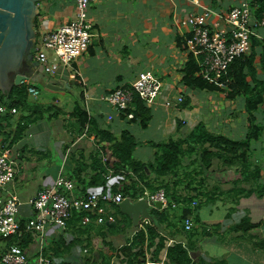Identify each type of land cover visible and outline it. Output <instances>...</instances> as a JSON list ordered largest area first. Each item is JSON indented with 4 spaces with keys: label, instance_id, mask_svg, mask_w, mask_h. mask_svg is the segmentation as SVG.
<instances>
[{
    "label": "crops",
    "instance_id": "1",
    "mask_svg": "<svg viewBox=\"0 0 264 264\" xmlns=\"http://www.w3.org/2000/svg\"><path fill=\"white\" fill-rule=\"evenodd\" d=\"M18 2L19 6L13 3L14 10L30 19L35 33L34 47L35 40H39L43 32L56 29L75 15L74 0ZM201 2L222 11L239 5L241 0ZM193 5L192 0H101L89 7L93 26L88 51L71 64H60L59 69L50 74L63 88L39 84L45 89L39 90L37 96L27 92L29 103L38 110L32 113L21 108L16 115L7 114L9 121L0 134L1 142L21 152L15 179L8 185V190L24 202L19 215L22 221L36 215L27 200L51 185L57 176H68L70 169L87 180L92 174L91 167L82 171L80 168L88 165L90 153L99 150V145L88 133L71 131V123L76 120L71 114L79 105L116 135L124 129L134 133L139 143H144L135 149L138 156L153 150L147 160L154 159L151 141L155 140L140 138L141 130H153L161 139H177L204 121L212 132L235 139L246 135L247 112L242 96H239L242 104H238L237 100L220 93L224 95L221 101L227 100L228 107L224 111L230 110L237 117L245 116L240 122V136H236L232 135L231 120L224 113L216 116L215 124L203 116L201 97L214 92L189 89L182 83L183 68L190 51L179 44L186 42L188 36L181 20ZM211 21L216 22L217 18ZM222 25V22L218 23V26ZM21 45L6 48L0 44V88L4 93L16 85L18 71L24 74L30 71L31 66L21 63L25 56L21 55ZM6 67L8 70L3 75L1 70ZM32 70L34 73L39 71V76L35 77L43 80L45 73L41 64L35 62ZM143 70H152L163 85L159 97L146 102L153 114L147 128L139 121L117 113L100 98L117 87L131 86ZM258 75L264 78V71L259 69ZM28 81L33 84L32 80H22L20 84L27 86ZM55 91L64 96L62 101L59 93L54 95ZM178 95L189 96L190 106L166 104L169 99L176 100ZM233 103H236L235 107ZM242 109L244 112L240 114ZM260 109L264 110V105ZM41 111H45L46 116L31 122L11 145L20 120L36 117ZM257 117L264 127V114L258 113ZM178 120L182 130L177 127ZM51 148L62 158L61 166L54 164L51 158H43ZM81 153L85 157L82 158ZM193 158L187 157L183 162L193 175L181 173L176 177H165L166 202L154 203L146 212L133 210L132 205L140 201L135 197L119 208L109 206L115 221L82 225L80 221L71 220L65 227L50 223L43 234L26 232L21 238L0 236V248L10 243L20 244L26 250L30 264H35L40 254L49 255L61 264H147L150 261L163 264H264V129L249 150L250 173L246 179L238 166H224L218 160H214L210 172H199L197 177L193 171L196 166H189ZM73 182L75 193L83 194L80 192L81 181ZM101 190L102 186H88L84 193ZM188 217L193 221L190 229L185 224ZM145 218L147 220L143 221Z\"/></svg>",
    "mask_w": 264,
    "mask_h": 264
},
{
    "label": "built area",
    "instance_id": "2",
    "mask_svg": "<svg viewBox=\"0 0 264 264\" xmlns=\"http://www.w3.org/2000/svg\"><path fill=\"white\" fill-rule=\"evenodd\" d=\"M100 1L74 0V17L54 30L43 32L41 38L35 40L33 61L43 65L49 74H53L59 69L60 64H71L86 53L93 26L88 10L91 5ZM192 1L193 8L181 20L182 26L188 33L187 49L194 53L201 65L199 75L217 83L234 59L251 53L252 37L264 41V12L259 16L256 14L260 0H241L239 5L222 11L214 9L209 3H202L201 0ZM213 18H217V21L212 22ZM219 22L224 24L223 27L218 26ZM200 53L203 54L202 60L199 57ZM26 89L32 96H37L40 92L37 85L29 81ZM162 89V82L156 74L152 70H143L137 74L131 87H117L100 98L117 113L131 119L134 118L135 93H139L146 101H152L159 97ZM183 100L184 96L178 95L176 100L169 99L166 104L180 105ZM18 111L16 107L0 104V121L3 116L18 114ZM91 137L94 138V135ZM19 155L20 152L16 147H8L0 141V236L4 238L13 236L21 238L25 232L43 234L50 223L65 227L75 210L85 211L83 224L93 221L100 224L115 221L116 217L109 210V206L120 205L125 199L131 200L121 190L114 191L111 186L98 192L77 195L74 182L59 175L51 185L27 200L26 203L35 209L36 215L24 222L19 216L24 202L19 195L8 190V185L14 181L17 173ZM112 178L111 173L106 176L108 181H112ZM137 199L145 200L149 206H152L156 202L165 203L167 196L165 189L145 190ZM146 220L145 218L143 221ZM185 224L186 228L190 229L193 221L186 219ZM0 264H30V262L26 250L20 244L10 243L0 248ZM35 264L61 263L49 255L40 254ZM147 264L163 263L150 261Z\"/></svg>",
    "mask_w": 264,
    "mask_h": 264
},
{
    "label": "trees",
    "instance_id": "3",
    "mask_svg": "<svg viewBox=\"0 0 264 264\" xmlns=\"http://www.w3.org/2000/svg\"><path fill=\"white\" fill-rule=\"evenodd\" d=\"M262 12H264V0L259 2L256 11L257 16ZM179 44L187 49L185 41H180ZM199 57L202 60L203 54L200 53ZM259 69L264 71V41L256 37H252L251 53L234 59L222 73V77L217 83L210 82L199 75L201 65L194 53L190 52L189 59L183 68L182 83L193 90L222 92L231 99L242 96L247 112L246 135L240 139L231 138L223 133L212 132L204 121H200L189 133L177 139L168 137L158 142L151 141V146L155 149L153 160L143 161L135 156V149L139 142L136 135L130 130L124 129L119 135H116L109 126L104 127L98 118L91 117L88 110L79 105L77 111L71 114V116L76 117V120L71 123V131L72 133H88L89 136L94 135L99 150H93L90 153V162H86L88 165L80 168L82 171L91 167L92 174L88 178L89 180L71 169L68 170L69 175L65 177L72 181H81L80 192L83 195L89 193H84L88 186H102L103 190L111 186L114 191L121 190L125 196L131 199L139 198L146 188L151 191L159 189L166 191L165 177L179 176L180 170L184 166V160L194 156L189 166H196L193 171L197 173H195L197 177L199 172H210L214 160H218L224 166H238L243 178L246 179L250 173V169H248L250 168L249 150L252 143L261 137L264 129L262 121H259L257 117L258 113L264 114V110L260 109L264 105V78L259 77ZM26 88L27 86L24 84L14 85L7 93H4L0 88V104L18 109L24 108L32 111V113L36 112L38 107L34 108L29 103ZM184 98L186 100L183 101L182 105L190 106L189 96ZM146 102L139 93H135L133 100L135 117L133 120L139 121L143 128H147L153 118L152 110ZM39 116H46L45 111H41L36 117L23 119L24 124L20 120L12 137L11 145L23 135L28 125L37 120ZM9 118L10 116L5 115L3 120L8 122ZM0 126L1 128L5 127L2 121H0ZM177 127L182 130L180 120L177 121ZM81 154L82 158L85 157L84 153ZM69 156L72 157V154ZM109 173L119 176V178L110 183L106 179ZM154 181L160 182L155 184ZM111 206L119 208V205ZM84 215L85 211L75 210L67 223L74 220L86 225L82 223ZM186 219L190 220L191 218Z\"/></svg>",
    "mask_w": 264,
    "mask_h": 264
},
{
    "label": "water",
    "instance_id": "4",
    "mask_svg": "<svg viewBox=\"0 0 264 264\" xmlns=\"http://www.w3.org/2000/svg\"><path fill=\"white\" fill-rule=\"evenodd\" d=\"M18 1L19 0H0V44H3L4 47L8 48L12 45L20 43L23 47L24 43L26 42L25 46L22 48L21 55L25 56L21 63L25 66H31L29 68L30 71L27 74L18 71L17 75L15 76L16 78L14 83L19 85L22 80H32L35 83L43 85L45 84L48 87L62 89L63 87H60V85L55 83L50 74L44 69L43 65L42 69L45 73L43 80L35 77L39 76L40 74L39 71L34 73L35 71L32 70L35 65V62L33 61V53L35 51L33 37L35 33L31 27V23L29 22L30 19L27 16H22L19 10H14V4L17 3L19 6ZM7 68L8 67L2 68L1 71L3 75H6L5 73L8 70ZM127 202H129V199H125L120 205H123ZM155 204L161 205V202H156ZM132 207L137 213L146 212L149 209V205L145 200H140L139 202L132 205Z\"/></svg>",
    "mask_w": 264,
    "mask_h": 264
},
{
    "label": "rangeland",
    "instance_id": "5",
    "mask_svg": "<svg viewBox=\"0 0 264 264\" xmlns=\"http://www.w3.org/2000/svg\"><path fill=\"white\" fill-rule=\"evenodd\" d=\"M70 8L74 9L71 5H70ZM91 41H92V37H91ZM50 55L54 57V55H53L52 52H50ZM57 61H59V60H57ZM33 84L39 85V83H35V82H33ZM41 85L43 86V84H41ZM41 85H39V87H40L39 90H44L45 88L41 87ZM220 93L221 92H214V94L210 93V94H206L205 96H202L201 97V98H203V100L200 103V106H201V109L203 110V116H205L208 121H209V119H211V121H209V122L215 124L216 123V119H217L216 116L217 115L220 116L222 113H224L225 116L227 117V119L231 120V125L233 127L232 128V131H234V133L232 135L240 136L239 135V133H240V122L242 121L241 119H244L245 118V116L244 115H240V116L237 117V116H234L233 113L230 112V110H228V111L225 110L224 111L223 109H225L226 107H228L227 106V100H224L222 102L221 100L224 99V95H220ZM57 94H58V97L62 101L63 98H64V96L60 92L55 91L54 95H57ZM185 100H186V98H184L183 101H185ZM235 100L238 101L237 102L238 104H242V97L235 98ZM233 105L235 107L236 103H233L232 106ZM232 106H231V108H232ZM243 112L244 111L242 109V111H241L240 114H243ZM216 128L217 127H213V129H216ZM140 133H141L140 134V138H144L145 140H147L148 138L149 139H153L156 142L161 141V140H164V139H161L162 137L160 136L159 133L156 135L153 130H147V131L146 130H141ZM138 142H140V141L138 140ZM143 144H140V145H143ZM152 151L151 152L150 151H148V152H141V156L142 157L138 156V154H136V153H135V156L137 158H140V159H143V160H147L146 157L148 155H150L152 153ZM154 151H155V149H154ZM43 155H44L43 158L46 159V160L51 158L52 161H53V163L56 164L57 166H61L62 165V158L60 156H58L56 149L51 148V151H50V153L48 155H45V154H43ZM180 173H183V174L184 173L185 174H191L192 173V170L188 169L187 166L184 164L183 168L180 170ZM117 178H119V176L113 175V178L112 179L116 180ZM120 178H122V177H120ZM129 182H131V181H129ZM159 182L160 181H154L155 184H157ZM146 190H148V189H146Z\"/></svg>",
    "mask_w": 264,
    "mask_h": 264
},
{
    "label": "bare ground",
    "instance_id": "6",
    "mask_svg": "<svg viewBox=\"0 0 264 264\" xmlns=\"http://www.w3.org/2000/svg\"><path fill=\"white\" fill-rule=\"evenodd\" d=\"M1 104H2V103H1ZM18 110H19V109H18ZM18 112H19V111H18ZM13 115H16V114H13ZM134 116H135V114H134ZM3 117H5V116H3ZM3 117L1 118V119H2V122L5 121V120H3ZM21 123L24 124V120H22ZM3 124H4V126H6V125H7V122L5 121V123H3ZM3 129H4V128H1V132H3ZM1 132H0V134H1ZM9 145H10V144H7L8 147H9ZM20 155H21V152H20ZM20 155H19L18 159L20 158ZM18 159H17V160H18Z\"/></svg>",
    "mask_w": 264,
    "mask_h": 264
}]
</instances>
